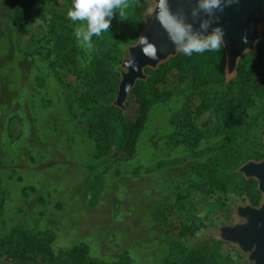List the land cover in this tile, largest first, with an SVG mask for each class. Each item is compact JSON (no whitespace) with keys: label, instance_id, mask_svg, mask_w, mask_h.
<instances>
[{"label":"rangeland","instance_id":"obj_1","mask_svg":"<svg viewBox=\"0 0 264 264\" xmlns=\"http://www.w3.org/2000/svg\"><path fill=\"white\" fill-rule=\"evenodd\" d=\"M42 1L28 14V31L21 38L6 0H0V242L13 235L40 239L47 234L55 255L84 245L91 260L109 263L127 257L130 264H163L172 240L154 212L170 207L174 222L193 212L209 215L210 227L198 232L194 246L219 242L224 256L254 264L249 253L222 238L221 229L243 223L239 209L259 207L261 192L253 206L234 184L221 194L193 172L196 163L220 152V138L205 139L193 152L169 142L176 130L174 118L195 90L192 83H180L171 97L150 107L132 159L98 161L93 140L71 117L72 95L62 82L65 71L50 66L47 17L52 3ZM144 1L143 27L157 5ZM259 34L256 45L264 21ZM138 41L124 45L120 77L122 63ZM78 47V67L87 70L99 48L91 40H78ZM240 61L233 72L226 63L228 81L236 77ZM130 95L123 112L133 121L137 111L128 105ZM253 96L247 120L264 108V96ZM180 187L188 188L181 201Z\"/></svg>","mask_w":264,"mask_h":264},{"label":"trees","instance_id":"obj_2","mask_svg":"<svg viewBox=\"0 0 264 264\" xmlns=\"http://www.w3.org/2000/svg\"><path fill=\"white\" fill-rule=\"evenodd\" d=\"M126 2L127 7L122 9L124 15L121 16V10H114L108 31L90 38L99 50L87 70L78 67L80 50L75 30L81 22H73L67 16L73 0H51L47 17L50 66L65 71L62 82L72 95L71 117L93 140L96 159L102 163L109 157L132 159L150 107L171 97L180 83L190 81L195 90L184 110L175 116L176 130L169 142L174 141V145L186 146L193 152L205 139L220 138V152L196 163L193 172L210 189L221 194L226 193V185L234 184L253 206H258L261 194L256 181L245 179L238 170L249 161L264 158V108L249 120L245 119L246 109L255 104L253 95L264 96V34L255 52L240 59L237 75L230 81L226 77L227 57L222 43L218 50L192 56L181 52L156 70L147 69L149 78L138 81L130 95L128 105L134 104L137 111L132 121L114 105L121 81L118 67L124 45L139 40L146 3L144 0ZM6 3L14 28L22 38L28 31V14L43 1L6 0ZM187 190L178 188V200L183 199ZM170 209L159 207L154 212L162 231L172 240L163 264H241L224 256L219 242L194 246L198 232L210 227L208 214L193 212L174 222L173 208ZM51 238L47 234L40 239L13 235L1 241L0 264H130L127 257L109 263L91 260L86 256L84 245L55 255Z\"/></svg>","mask_w":264,"mask_h":264},{"label":"water","instance_id":"obj_3","mask_svg":"<svg viewBox=\"0 0 264 264\" xmlns=\"http://www.w3.org/2000/svg\"><path fill=\"white\" fill-rule=\"evenodd\" d=\"M156 8L144 19V27L138 43L129 49V57L122 63L121 81L114 105L125 111L126 101L138 81L146 80V69L156 70L162 63L177 56L181 51L170 39L180 24H186L192 34L207 35L215 28L223 32L222 44L226 51L227 68L233 72L246 52H255L260 38L259 26L264 21V0H232L210 15L199 6V0H155ZM207 22L208 29L202 25ZM150 47L155 59L143 50ZM263 140H264V130ZM246 179L258 183L263 195L259 207L239 209L243 223L221 229L226 242L237 245L249 253V261L264 264V160L249 161L239 170Z\"/></svg>","mask_w":264,"mask_h":264},{"label":"clouds","instance_id":"obj_4","mask_svg":"<svg viewBox=\"0 0 264 264\" xmlns=\"http://www.w3.org/2000/svg\"><path fill=\"white\" fill-rule=\"evenodd\" d=\"M164 2L167 4V0ZM231 2L232 0H199V6L211 15L214 10L221 9L222 4ZM125 7H127L126 0H73L67 16L73 22H84L81 27L76 28L75 36L78 40L87 42L91 37H99L101 33L108 31L114 10H121L120 14L123 16L122 9ZM208 26L207 22L202 25L205 31ZM170 39L185 56H192L193 53L203 54L206 51L218 50L223 41V32L215 28L207 35L192 34V30L181 23L180 28L170 35ZM143 50L150 58H156L150 47H145Z\"/></svg>","mask_w":264,"mask_h":264}]
</instances>
